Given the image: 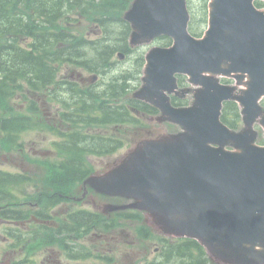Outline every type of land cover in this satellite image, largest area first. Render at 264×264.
<instances>
[{
  "label": "water",
  "instance_id": "1",
  "mask_svg": "<svg viewBox=\"0 0 264 264\" xmlns=\"http://www.w3.org/2000/svg\"><path fill=\"white\" fill-rule=\"evenodd\" d=\"M256 0H210L202 39L187 32L185 0H134L124 19L130 44L166 35L170 48L146 55L143 85L135 97L161 112L183 133L142 141L122 163L96 181L110 196L134 202L168 235L199 241L225 264H264V146L255 145L257 121L264 129V10ZM263 1L264 0H260ZM189 77L194 102L172 108L175 75ZM217 76L233 78L222 85ZM237 87H243L236 93ZM235 101L244 128L235 133L219 120L222 103ZM232 145L235 151L224 149Z\"/></svg>",
  "mask_w": 264,
  "mask_h": 264
},
{
  "label": "trees",
  "instance_id": "2",
  "mask_svg": "<svg viewBox=\"0 0 264 264\" xmlns=\"http://www.w3.org/2000/svg\"><path fill=\"white\" fill-rule=\"evenodd\" d=\"M131 1L0 0V104L5 102L11 92L20 88L19 81L22 79L32 91L41 92L49 88L55 80V71L50 65L54 62H69L89 71L108 68L116 51L127 53L129 50L126 45L129 27L121 17ZM200 1V17L197 23L204 24L206 1ZM190 2L191 0H188V4ZM257 6L262 7L263 4L257 3ZM71 14L97 23L101 29L102 38H98L100 43L90 42L81 35L73 34V31L65 26L72 25V21L77 23L75 19L72 20ZM190 28L192 34H199L198 28L194 27L192 22ZM142 63L140 57V60L136 61L134 73L122 72L119 77L112 79L101 93L91 90L81 92L72 85L67 86L70 100L64 102L66 113L63 118L74 124L97 122L106 125H140V119L135 118L125 105H130L141 114L155 115L156 110L144 108L138 102L125 98L137 80ZM114 98L121 99L122 109H118V112L112 104ZM103 104L106 105L105 108ZM221 121L230 128L237 127L239 114L234 103L224 104ZM42 127L46 128V125L42 124ZM47 127L52 130L50 125ZM76 140L69 139L59 144V150L71 154L83 152L82 148L77 149L78 144L74 143ZM84 143L90 145V142ZM92 148L96 150L98 147ZM74 157L82 159L81 155L70 156L72 159ZM151 264L218 263L209 259L197 242L182 239L165 242L160 258Z\"/></svg>",
  "mask_w": 264,
  "mask_h": 264
},
{
  "label": "flooded vegetation",
  "instance_id": "3",
  "mask_svg": "<svg viewBox=\"0 0 264 264\" xmlns=\"http://www.w3.org/2000/svg\"><path fill=\"white\" fill-rule=\"evenodd\" d=\"M77 80L83 86H90L79 75L77 79L70 76L66 81L76 85ZM58 83L60 81L55 82V89H60ZM88 89L94 90L95 83ZM188 96H173L171 102L185 106L189 103ZM120 108V104L115 105L117 112ZM57 115L55 111L54 118L50 117L55 130L65 123ZM17 123L9 118L0 121L4 126V130L0 129V264H121L120 236L124 231L115 229V216L103 214L107 204L119 205L123 200L106 197L83 184L89 174L101 175L111 169L115 161L109 167V162L104 164L102 157L94 162L93 168L86 170L72 167L73 162L67 169L42 167L43 160L45 164L57 165L58 162L51 161L50 154L42 153L38 145L36 149L31 147L35 146V141L30 142L29 147L23 145L24 134L32 131L13 128ZM119 128L114 126L108 130L105 125L100 126L90 145L106 152L111 131ZM112 141L113 145L119 142L116 137ZM111 144L108 153L115 154L119 148H113ZM103 164L104 168H101ZM63 171L79 180L59 183L56 174ZM85 172L89 174L86 176ZM47 174H54L51 185L46 184ZM75 228L84 233L80 243L73 233ZM42 237L51 238L49 247H40ZM31 240L33 247L28 246ZM126 244L134 247L138 242L131 240Z\"/></svg>",
  "mask_w": 264,
  "mask_h": 264
},
{
  "label": "rangeland",
  "instance_id": "4",
  "mask_svg": "<svg viewBox=\"0 0 264 264\" xmlns=\"http://www.w3.org/2000/svg\"><path fill=\"white\" fill-rule=\"evenodd\" d=\"M191 5H192L193 14H195L198 17L199 12H200L199 8L201 5L200 0H191ZM205 27H206V24L199 28L201 33L204 31ZM79 34L83 35L84 31L80 30ZM90 36H89L90 38H93V35H90ZM163 43H164V41H162V39L153 40L149 44H145V45H142L141 47H139L137 52L139 54H145L150 48L160 46ZM129 59L130 58H127V59L120 61V62H118L117 60L114 61L115 68L117 70H120V71L131 69V66H130L131 60H129ZM74 69L73 68H67V67H64L62 65L58 66L59 78H62L64 80H68V76L69 77L71 76L72 78L77 79L78 75H80L82 78L85 79V81H88V82L90 81V80H88V78L91 77L90 74L85 73V72H83L77 68H74ZM112 75H114V72L109 74V76H112ZM109 76H107V78ZM99 80H101V78ZM105 80H106V78L104 76H102V82L100 84H98L97 85L98 87H96V88L100 89L99 86L102 85ZM26 94H27L25 96L26 102L23 101L22 97L18 101L15 100L14 105L17 108L24 109V107H25V109L27 110V105H31L32 103H37L38 101H40V102L44 103L45 109L47 110V112L50 111L47 108V106L44 102V99L41 97V93L32 94L30 92H26ZM21 101L23 102V104ZM260 106L264 109V99L260 102ZM52 111H54V108ZM254 128L258 133V139H257L256 143L259 144L258 143L259 139L260 138L264 139L263 131L257 124L254 126ZM41 129L40 128L38 129L41 132V134L36 133V132L24 134V138H23V140H21V143L23 145L27 146L30 142L35 141L33 143L35 146L31 145V147H34L36 149V145H38V147L41 149L42 153H45L47 150H50V148H51L50 142L53 141L54 138L50 137L48 135L47 131H43L45 128L42 127V124H41ZM98 130H99V128H97L96 131L98 132ZM108 130H110V129H108ZM175 130L176 129L174 128L173 131H175ZM134 131H137V133H138L136 136L132 135V133ZM164 132H169V129L166 127V125H159L156 123H149L145 127H138L136 129L134 127H132V131L130 133H126L125 127H122V126H121V128L117 129V131H115V132L111 131V136L118 138L121 141V145L119 146L120 148L116 151L115 154H110V156L108 158H104V164L108 163V162H110V164H111L114 161H118V160L122 159L127 154V152L134 146V144L138 141V139H145V138L149 137V135H147L148 133H151V135H153V136H157V135H161V134H166ZM27 147H29V145ZM55 158L56 157H52V159H55ZM94 160L98 161L100 159L95 158ZM104 164L101 166V168H104L103 167ZM139 215L141 216V219H140V222H138V224H137L138 229L143 228L146 233L149 231L150 235L148 236V238L145 239L146 240L145 242H143V243L138 242L137 246L132 247V248H128V246H126V243L131 240V237L135 238V231L131 228H126V230H125L126 233H129L130 235H126L125 231H124V233L121 234V236H120L121 251H122V257H121V263L122 264H130L133 262H134V264L135 263L142 264L146 259H153L155 257L154 251L159 246L158 237H164L162 235V231L159 228L155 227L154 225H151L152 223L150 224L148 220L145 221V219H147V218L145 217V219H144V216L142 214H139ZM122 226H124V224H121V226L116 227V229L122 228ZM1 246H2V244L0 243V247ZM1 258H2V255H1Z\"/></svg>",
  "mask_w": 264,
  "mask_h": 264
}]
</instances>
